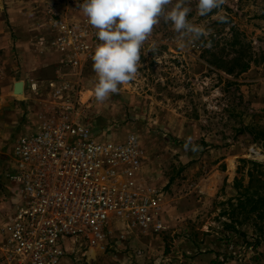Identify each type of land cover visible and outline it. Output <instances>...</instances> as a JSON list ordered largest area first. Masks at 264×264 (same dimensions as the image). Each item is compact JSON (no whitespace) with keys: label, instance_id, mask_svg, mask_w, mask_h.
<instances>
[{"label":"rangeland","instance_id":"1","mask_svg":"<svg viewBox=\"0 0 264 264\" xmlns=\"http://www.w3.org/2000/svg\"><path fill=\"white\" fill-rule=\"evenodd\" d=\"M82 3L0 0V110L25 104L20 128L31 127L54 104L50 83L61 76L79 84L82 118L98 140L138 137L139 185L162 193L165 229L112 217L99 242L76 241L62 264H264V223L259 231L242 226L243 236L226 231L219 217L220 202L238 195L236 179L248 182L250 163L242 161L264 163V139L256 138L264 130V0H225L206 16L197 0H186L189 21L205 35L182 40L161 17L141 48L137 79L103 102L94 96L90 58L100 41ZM60 22L88 31L82 40L92 49L78 53V65L53 44ZM212 53L249 59L250 67L228 74L209 63Z\"/></svg>","mask_w":264,"mask_h":264},{"label":"built area","instance_id":"2","mask_svg":"<svg viewBox=\"0 0 264 264\" xmlns=\"http://www.w3.org/2000/svg\"><path fill=\"white\" fill-rule=\"evenodd\" d=\"M84 29L58 23L53 44L74 65L79 52L92 49L82 40ZM49 86V115L42 113L38 130L17 138L2 175L18 200L0 226V264H62L76 241L99 242L112 217L165 229L158 217L162 193L139 185L138 137L98 140L82 118L80 85L58 76Z\"/></svg>","mask_w":264,"mask_h":264},{"label":"clouds","instance_id":"3","mask_svg":"<svg viewBox=\"0 0 264 264\" xmlns=\"http://www.w3.org/2000/svg\"><path fill=\"white\" fill-rule=\"evenodd\" d=\"M224 3L197 0L196 7L200 16H206ZM79 7L100 41L90 56L97 77L94 96L98 102L137 79L141 48L161 17L182 40L190 37L195 41L205 35L202 27L189 21L191 8L186 0H83ZM218 19L223 22L226 18Z\"/></svg>","mask_w":264,"mask_h":264},{"label":"trees","instance_id":"4","mask_svg":"<svg viewBox=\"0 0 264 264\" xmlns=\"http://www.w3.org/2000/svg\"><path fill=\"white\" fill-rule=\"evenodd\" d=\"M209 63L217 69L224 70L228 74L243 73L250 67V60L242 59L239 56H219L212 53ZM251 133H257V130L247 126ZM264 139V130L256 134V138ZM250 163L247 170L248 182L244 184L242 178L236 179L235 186L238 190L236 197L221 201L223 205L219 217H222V226L226 231L245 235L241 230L244 225H251L255 230L263 229L264 223V163L253 160H243Z\"/></svg>","mask_w":264,"mask_h":264},{"label":"crops","instance_id":"5","mask_svg":"<svg viewBox=\"0 0 264 264\" xmlns=\"http://www.w3.org/2000/svg\"><path fill=\"white\" fill-rule=\"evenodd\" d=\"M45 73L50 74V71ZM24 106L25 104L18 103V106L14 108L6 109L3 106L1 108L2 110H0V226L18 200V197L14 196L13 194V188L11 189L7 186V180L2 176L3 173H5L8 164L12 163L13 161L12 157L18 138L15 135L19 134L20 130L23 129L30 132L32 131V128L38 130L41 123V118L39 116H36V118L31 119V121L35 122H32L33 125L31 127L20 128L23 118ZM156 236L157 235L155 234H153L152 236L150 235L151 239L159 244V240L156 238ZM153 255L155 257L158 255V253H153Z\"/></svg>","mask_w":264,"mask_h":264},{"label":"bare ground","instance_id":"6","mask_svg":"<svg viewBox=\"0 0 264 264\" xmlns=\"http://www.w3.org/2000/svg\"><path fill=\"white\" fill-rule=\"evenodd\" d=\"M93 251V250H92ZM93 254V252H91Z\"/></svg>","mask_w":264,"mask_h":264}]
</instances>
